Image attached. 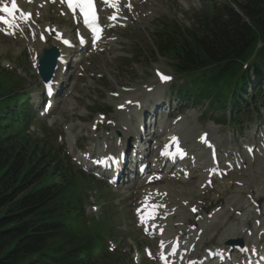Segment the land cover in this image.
<instances>
[{
  "label": "trees",
  "instance_id": "1",
  "mask_svg": "<svg viewBox=\"0 0 264 264\" xmlns=\"http://www.w3.org/2000/svg\"><path fill=\"white\" fill-rule=\"evenodd\" d=\"M247 1L242 13L250 23L231 12L227 21L213 23L201 37L189 34L188 40L175 41L177 46L171 43L167 50L186 70L211 64L225 68L248 59L257 37L264 38V0ZM259 57H264V49ZM10 119L18 126L22 118L11 113ZM50 159L15 130L2 134L0 264H91L94 241L71 216L76 188L50 166Z\"/></svg>",
  "mask_w": 264,
  "mask_h": 264
},
{
  "label": "rangeland",
  "instance_id": "2",
  "mask_svg": "<svg viewBox=\"0 0 264 264\" xmlns=\"http://www.w3.org/2000/svg\"><path fill=\"white\" fill-rule=\"evenodd\" d=\"M214 1L220 0H191L190 10H186L184 5H179L177 1H175L176 3L173 1L171 3L169 0H152L151 7L153 12L148 18L135 24L136 27L134 30L129 29L121 33V39L115 49L117 52L113 53L111 48L108 52L94 57L91 60H87V62L82 64V67L86 68L88 72L83 78L70 81V89L63 91V95L58 99V105L52 112V118H50L48 122H55L53 127L56 131H61L62 128H64L66 142L68 144L71 142L73 143L78 137L84 135L85 130L88 129L94 111L92 108H98V105H113L121 100H125L129 95L140 92L141 84H152V67H154V63H158V66L164 68L166 72L174 74L171 72L170 63L166 58H162L157 54L153 55L146 53L150 47L153 46L151 33L155 30L157 21L162 19L174 22L177 21L179 26L190 27L193 23L192 18L202 13L205 7L212 5ZM138 28L140 29L138 30ZM20 53L21 50L17 44L0 38V64L3 62L13 63L18 59ZM137 53H143V56H139L133 61H130V56ZM16 64L22 71L28 69L26 63L21 58ZM76 70L81 71L78 67ZM71 73L74 75V71ZM88 73L92 78L88 77ZM97 74L102 75L103 78H96ZM175 80V83L178 81V84L182 82L180 78L177 77ZM24 86L28 87V90L32 92V97H36L39 93L40 89L37 87V80L28 72ZM121 87H131L132 92L122 94L118 101L111 102L108 98V93L118 91ZM198 111L195 110L194 112V120L196 123L187 120V127L195 129L192 134L187 136V141H190L194 137L197 129L204 128L208 125L207 118H201V108H198ZM114 116L115 114L113 117ZM249 174L250 180L244 177L246 182L253 185L259 181L257 174L254 173V175L251 176L252 171H250ZM192 181L194 182L195 180ZM225 185L226 184L221 183L216 193L223 191ZM188 187H191L193 190L194 186L189 185ZM192 190H190V192L194 193ZM111 193H113V195L108 198V201L111 202L108 209L110 210V217L112 218L111 223L115 227V236L119 239L126 237L133 239H125L123 243V248L125 249L124 256L128 259L132 255L130 248L135 245L134 241L138 246H141L140 243L143 239L134 227L131 206L123 195L126 191L112 190ZM212 195L208 197L207 202L213 198L216 199L217 194L213 197ZM189 197V199L192 200L201 199L198 193L190 194ZM103 204L104 201L100 202L101 208H103ZM94 211H96V213L99 212L98 209ZM213 237L219 238L216 233H214ZM139 256L141 257V255Z\"/></svg>",
  "mask_w": 264,
  "mask_h": 264
},
{
  "label": "bare ground",
  "instance_id": "3",
  "mask_svg": "<svg viewBox=\"0 0 264 264\" xmlns=\"http://www.w3.org/2000/svg\"><path fill=\"white\" fill-rule=\"evenodd\" d=\"M41 1H46V0H35V5H38ZM133 9H132V13H136L138 12L139 13V16L141 17L144 13H145V7L139 5L138 3H133ZM30 9H32V6H29ZM49 8V5H46L44 6L43 8H40V9H36V10H39L41 11V14L45 12V10ZM35 11V10H34ZM133 16L129 17V19H132ZM137 19V18H136ZM37 18L34 16V18L32 19V22L33 24H36L37 23ZM44 22V19L41 20V24H43ZM51 45L48 44V43H45L44 45H41L38 43V47H39V51L43 48H48L50 47ZM38 51V52H39ZM37 52V53H38ZM65 66V64H60L58 65V71H57V75H56V78L54 81H59L62 82V76L60 75V70ZM128 109V106L126 105V103H123V108H122V113H120L121 115H123ZM125 123V120H123ZM180 128H176V132L179 133V130ZM116 130H119V131H122V132H125V133H129V130L126 128V126L124 124H120L119 126H116ZM111 136V135H110ZM116 141V139H115ZM120 148H117L115 143L114 145H108V150L110 153H116L117 154L120 152L119 151ZM116 154V155H117ZM122 155V153H119L118 154V157ZM183 165V164H182ZM195 165H196V169H195ZM195 165H194V168L191 170V173L193 172H199V169H204L205 166H203V163L201 161V159H198L196 162H195ZM165 169L162 170V172H164ZM156 172L154 171H151L150 170V174H154ZM171 172L169 173H166V178L160 182V183H156L154 184L153 186H150V187H147V186H143L142 182L139 181L135 184H133L132 186H130V190L132 191L129 196H128V199L131 201V205H133V210H134V207L135 209L138 207V202L140 204V202L142 201V199L145 197V196H149V195H153V191L155 196L153 199L158 203V206H159V212H158V215H165L167 213H169V218L165 221V222H162V224H165V233L162 237L163 240L165 241H169L170 239H173L175 238V236L179 237V234H176V230L174 229V227H176V225L180 226L181 228H179V231H183L185 230V227L182 225V215H183V211H182V207L180 208H169L167 207L166 205V202L169 201L170 203L172 202H176L177 200L176 199H173V196L175 197H184L186 196L184 194V187H183V183L181 184V180H177V178L175 177H172V176H169L168 177V174H170ZM200 184H198L199 186ZM186 199H183V200H180L179 203H182V202H185ZM176 205V204H175ZM185 204L181 205V206H184ZM237 206H244L245 204L243 202L241 203H238L236 204ZM230 216L227 215L226 213H222V214H215L211 221L208 223V222H204L202 225H201V229L204 231V233L202 234V238L200 239L199 241V244L197 242V246H195V250H198L199 246L198 245H202V241L204 240L205 238V235H206V238H211L212 237V233L214 232H217L220 234V232H222V236L220 239H223V237H241L242 239H244L245 241L248 240V237L246 236V233H249L251 232V229H248L244 231V224H242L236 231L234 234H229L228 232V228L225 227L226 223H228L230 220H229ZM233 221H236V220H233ZM223 224V226L221 225ZM219 230H222V231H219ZM226 232V234H225ZM187 233H190V231L186 232L185 235ZM191 237V236H190ZM252 239H254V236L251 237ZM219 239V241H220ZM221 244V242L219 243Z\"/></svg>",
  "mask_w": 264,
  "mask_h": 264
},
{
  "label": "snow or ice",
  "instance_id": "4",
  "mask_svg": "<svg viewBox=\"0 0 264 264\" xmlns=\"http://www.w3.org/2000/svg\"><path fill=\"white\" fill-rule=\"evenodd\" d=\"M68 2V7L75 9V8H79L81 15L84 17V23L86 26H88L91 31L94 33V36L96 39H99V33L101 31V29L99 28V26L97 25V18L95 16V13L93 12L92 8V2L91 0H75V3H73V0H67ZM111 6L114 8H117L118 6V0H112ZM130 7V5H128ZM19 11L18 7H17V3L16 0H12L11 3V7L8 6H2L0 7V12H4L7 13L9 16H13V20L10 24V26L14 25L15 23V16L13 15L14 12ZM21 18H25V14L21 13ZM115 17H112V19H114ZM0 19H2V17H0ZM5 23H9V21L5 20ZM83 42V41H81ZM65 44H68L69 42L67 40L64 41ZM162 80H168L170 79V77L168 76H161ZM46 87L49 89V91L51 90V85H46ZM173 141H175V137L172 138ZM203 139V138H202ZM193 211H195V209H193Z\"/></svg>",
  "mask_w": 264,
  "mask_h": 264
}]
</instances>
